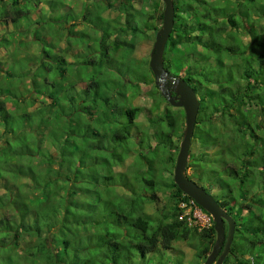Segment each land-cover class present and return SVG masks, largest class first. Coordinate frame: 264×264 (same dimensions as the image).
<instances>
[{
    "label": "trees",
    "instance_id": "trees-1",
    "mask_svg": "<svg viewBox=\"0 0 264 264\" xmlns=\"http://www.w3.org/2000/svg\"><path fill=\"white\" fill-rule=\"evenodd\" d=\"M147 1L97 0L95 18L84 19L89 34L77 20L69 22V30L58 22L42 25L49 12L59 13L61 0H0V22L24 29L36 25L21 44L38 51L24 58L14 54L7 82L0 79V262L132 264L159 249L175 253L180 241L202 264L211 254L215 225L199 231L179 220L180 202L191 198L174 179L166 185L154 176L160 152L148 155L145 148L154 141L170 153L179 150L174 145V138L183 140L179 112L164 110V128L149 135L139 127L143 110L133 103L140 88L128 82L113 97L103 89L109 84L105 65L118 60L134 79L128 64L134 42L159 31L155 15L144 8ZM151 2L158 11V1ZM174 8L165 68L185 80L201 103L193 137L201 147L200 162L210 164L212 149L218 156L212 161L218 169L189 178L236 221L223 264H264V0H174ZM107 11L122 13L120 25L106 18ZM12 38H1L0 49L15 42ZM64 38L67 48L84 45L82 52L71 50V61L62 53ZM143 71L151 74L150 68ZM255 110L258 120L251 115ZM137 154L147 172H137L136 161L133 176L116 172L130 157L139 159ZM162 185L171 189L173 204L156 219L145 206L159 200Z\"/></svg>",
    "mask_w": 264,
    "mask_h": 264
},
{
    "label": "rangeland",
    "instance_id": "rangeland-1",
    "mask_svg": "<svg viewBox=\"0 0 264 264\" xmlns=\"http://www.w3.org/2000/svg\"><path fill=\"white\" fill-rule=\"evenodd\" d=\"M156 1H158V6H157L158 11L154 10L151 0L146 2V4L144 5L145 6L144 8L149 13L155 15L157 21H155L154 24L157 26V28L161 29L160 27H162L163 20H160V16L163 14L165 6H164L163 1L161 0H156ZM44 2L45 1L42 2L43 5H44ZM98 4L100 5L101 3L97 2V0H61L59 13L55 12V16L52 17V13L49 12L48 17H47V19L49 20L48 23L42 24V25L45 26L46 28H49L50 26L58 22L59 23L58 26L65 28V30H69L67 26L69 22L71 24L73 20H77L79 21L78 27H81V29L84 28L89 34H92L93 31H91L92 29L90 28V26H88V24L90 23L88 21L85 22L84 19H85V16H87L90 22H92L93 18H95V12L93 8L95 6H98ZM45 7H48V5L45 4ZM136 7L137 9L143 8L141 4H137ZM67 10H69V12H66ZM90 16H93V17H90ZM105 16L106 18L110 19L112 22L120 25V22L122 21L121 16L123 15L119 11H107L105 13ZM0 23H1L0 24V39L10 38V36H14V38H12V41H15V42L11 43L10 46H7V47L4 46L3 48L0 49V62L7 63L6 65H9V62L13 59L14 54L17 57L19 55L20 57H23L25 56V54L30 52L29 46L25 45L26 47H24V45L21 44V42L30 40L32 38V34H33L32 30L34 29V27H36V25L28 27V29H24V26H21V25L17 27L15 25H11L8 22L7 23L0 22ZM156 34L157 32L149 31L141 39L138 38L134 42L135 44L134 53L131 54L130 59L128 61V64L130 63L129 68L131 69L133 68L136 73L134 79L132 81L130 80L131 76L129 74H126V72H124L125 69L121 67L122 60H118L119 63L116 66L105 65L106 67H104L103 71H106L108 74L109 81L107 82H109V84H108V87L104 86L103 89H105L107 93L111 97H113L116 95L117 90L121 89L122 87H125V85L128 84V82H132L134 87H136L137 89L140 88V93H139L140 96L136 97L133 102L135 106H138L142 108L143 110V113L138 119L139 127H141L140 129L144 130V132L148 133L149 135H154L157 132V130H161L162 128H164L163 126H161L163 122L160 121V119H163L164 110L170 109L172 111L179 112L178 113L180 115L179 123L183 124L182 131H183V137H184V133L186 129L185 112H183L184 110L183 109L179 110V108H175L171 106L166 101L165 98L161 97L162 96L161 92L157 88L156 84L154 83L155 78H154V74H152V71H151V74L148 72L145 73V71H143L144 68H148V69L150 68V60H151L150 55H151L153 46L156 41ZM242 37L245 39V41H248V38L245 35H243ZM108 43L110 44V46L113 45L111 41H108ZM67 44H68V40L64 38L63 42L61 43V48L65 49V52L62 51V53H64L67 56V58L69 57L70 53H72L71 50H74V53H78V52H82L84 49V45L75 44V46L73 45V48H67ZM69 59L70 61L72 60L70 57ZM97 70L98 69H96V71ZM76 77H74L73 80H77L76 82L78 83L79 78H76ZM145 78L147 79L145 80L146 82L144 81L145 83H147L146 85L143 82V79ZM0 79L4 81L6 79V76L4 74L0 75ZM5 81L7 82V80ZM65 81H67V79ZM70 81H72L71 78H70ZM151 93H153V95H151ZM256 110L252 112L251 115H253V117L256 120H258L260 119V115L256 113ZM150 118L154 119V121L151 122ZM221 127L222 125L220 124V128ZM181 142L182 141H179V139L177 140L174 138V143H175L174 145H179V150L174 153H170L168 150H163L161 147H156V143L154 141H151L149 143V145H151V148L147 147L148 144H146L145 148L147 150L148 155H152L153 151H155L156 149L160 152L158 157H156L155 165L153 166H154V176L158 178L160 177L163 178V182L161 183L169 185L170 183H172L174 179V171H175L176 163L172 162L171 158L177 160L178 154L180 152ZM139 149L140 148L138 147V145L133 144L132 150H134V152L139 151ZM200 151H201V147L194 141V139H192L190 157H189L188 166H187V173L188 175H192L193 177H196V178H198L200 174L203 172V170L205 169L206 171L211 170V169H218L217 164L215 163L212 164L213 163L212 161L217 160V157H218L216 155L217 151L215 149H212L209 152V155H207V158L210 164L200 162L201 156L200 157L198 156ZM137 156L139 159H135L134 156L130 157L126 161V165H124L125 166L124 169L123 167L121 169H116V172H120L122 170L124 172L127 170L131 177L134 175L133 172L136 171L135 169L136 166L138 170L137 172H145V171L147 172V166H145L146 164L143 162V157H139L140 156L139 154H137ZM135 161L137 163L136 166L134 164ZM160 161H164V164H161ZM129 165L132 166L131 169ZM199 184L200 183H198V185ZM163 185L159 187L161 189H159L156 193L159 195V200L156 203L149 202L145 206V210L149 214V216L152 215L156 219H161L162 213L168 211L173 204L172 201H170L171 189ZM205 190H208V189L205 188ZM214 193L215 194L219 193L217 188L215 189ZM226 230H227V224H226ZM193 244L196 245V241L193 242ZM24 245H25V242H21V245H19L20 253H22V251L24 250L25 248ZM173 247L175 249V253L162 252V250L159 249L157 253L156 252L152 253L146 259L136 257L135 260L132 261V264H176L177 262H182L183 264H191V263L202 264L203 263V261L198 262L197 258H195V251L191 250L187 242L180 241V242L174 243ZM0 264H11V262L5 259L2 262H0Z\"/></svg>",
    "mask_w": 264,
    "mask_h": 264
},
{
    "label": "water",
    "instance_id": "water-1",
    "mask_svg": "<svg viewBox=\"0 0 264 264\" xmlns=\"http://www.w3.org/2000/svg\"><path fill=\"white\" fill-rule=\"evenodd\" d=\"M165 9L163 24L156 34V41L151 52L150 69L154 74L155 84L161 95L173 107L183 109L186 129L180 145V152L174 171V183L184 195H187L213 218L216 241L204 264H223L229 256L236 231V221L223 209L215 197L205 188L189 178L187 173L192 139L199 116L201 103L195 90L183 79H178L165 68L164 53L175 26L174 0H161ZM227 224V230H226Z\"/></svg>",
    "mask_w": 264,
    "mask_h": 264
},
{
    "label": "built area",
    "instance_id": "built-area-1",
    "mask_svg": "<svg viewBox=\"0 0 264 264\" xmlns=\"http://www.w3.org/2000/svg\"><path fill=\"white\" fill-rule=\"evenodd\" d=\"M179 209V220L185 222L191 228L202 231L211 228L214 224L212 216L204 211L193 199L180 202Z\"/></svg>",
    "mask_w": 264,
    "mask_h": 264
},
{
    "label": "crops",
    "instance_id": "crops-1",
    "mask_svg": "<svg viewBox=\"0 0 264 264\" xmlns=\"http://www.w3.org/2000/svg\"><path fill=\"white\" fill-rule=\"evenodd\" d=\"M35 18V17H34ZM36 19V18H35ZM10 25V24H9ZM34 52H37L36 50H31L30 52H28L30 55H32V53L33 54H35ZM27 54H25V56H26ZM25 56H23V57H20V55L18 56L19 58H24ZM3 64V65H2ZM7 63H2V62H0V69L2 70V74H5L6 73V71H8L9 69H10V67H11V64H12V60L9 62V65H6ZM33 64H31V66H32ZM217 194H219V193H217Z\"/></svg>",
    "mask_w": 264,
    "mask_h": 264
},
{
    "label": "flooded vegetation",
    "instance_id": "flooded-vegetation-1",
    "mask_svg": "<svg viewBox=\"0 0 264 264\" xmlns=\"http://www.w3.org/2000/svg\"><path fill=\"white\" fill-rule=\"evenodd\" d=\"M226 260V259H225ZM225 262V261H224Z\"/></svg>",
    "mask_w": 264,
    "mask_h": 264
}]
</instances>
